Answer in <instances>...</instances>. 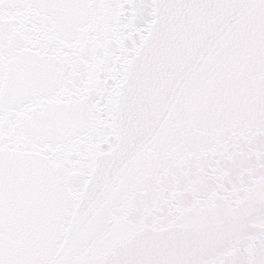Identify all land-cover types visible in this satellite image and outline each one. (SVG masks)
<instances>
[{"label":"snow or ice","instance_id":"1","mask_svg":"<svg viewBox=\"0 0 264 264\" xmlns=\"http://www.w3.org/2000/svg\"><path fill=\"white\" fill-rule=\"evenodd\" d=\"M0 264H264V0H0Z\"/></svg>","mask_w":264,"mask_h":264}]
</instances>
